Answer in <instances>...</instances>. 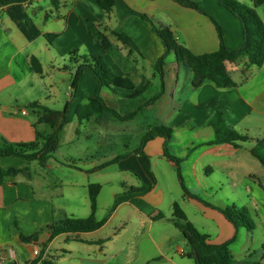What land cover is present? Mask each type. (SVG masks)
I'll use <instances>...</instances> for the list:
<instances>
[{"label":"crops","instance_id":"1","mask_svg":"<svg viewBox=\"0 0 264 264\" xmlns=\"http://www.w3.org/2000/svg\"><path fill=\"white\" fill-rule=\"evenodd\" d=\"M57 1V4H53L51 0H32L26 4H11L0 8L2 145L4 140L10 143L33 142L37 132L47 134L50 131L46 124L38 123L40 109L30 108L29 105L38 102L52 110L64 109L67 100L62 101V109L56 107L60 106L57 91L60 90L59 79L64 83L70 77L66 93L68 96L73 74L89 55L103 56L113 72L130 78L137 90L148 83L145 92L135 99L125 97L134 91L101 89L100 94L106 105L121 116L136 112L156 96L159 89L156 86L155 65L164 55L165 49L153 25L133 15L131 10L146 15L157 27H169L178 42L196 55L219 49L218 34L211 20L171 0H115V7L109 14L95 0ZM194 1L220 23L224 30L225 46L229 51L243 46L242 26L235 16L217 0ZM83 18L109 29L104 33L114 47L104 49L85 26ZM261 18L264 22V18ZM110 30L127 35L136 45L137 51L131 52L129 47L111 35ZM50 35L56 37L49 41L47 36ZM171 56L175 59L173 54ZM34 57L42 65V75L32 69L31 60ZM175 62H167L171 66L168 73L165 66L164 95L127 121H120L109 112L82 120L78 117L77 108L86 105L95 96L98 87L93 74L85 70L78 89L71 94L67 120L60 133V145L53 157L45 165L17 157L0 159L2 168L25 170L15 177L6 178L0 185V264H32L40 258L45 245L44 258L53 259L57 264H108L107 260L97 256V252L102 254L104 248L122 238L132 224V235L126 245L118 249L120 256L126 258V264H152L160 258L166 264H196L185 256L189 252L184 248L188 243L174 223L175 203L180 205L188 221L195 227L197 225L191 222L188 208L197 216L199 214L204 217L206 224L202 223L200 229L196 228L207 234L212 244L224 243L236 234L239 235L240 230L237 233L234 225L219 211L187 196L183 186L192 195L199 197L192 193L189 185L193 188L199 186L205 192L230 191L229 198V193L223 195L227 202L225 206L232 200H238L240 205L234 202V207L253 208L259 213V222L264 225V167L250 153L254 141L248 142L249 146L244 143L238 149L230 145H206L215 137L209 121L217 110L224 111L228 124L239 133L250 135L253 140L264 137V129L252 134L253 121H250L252 116L255 120L264 116V90H246L243 93L240 87L242 84L247 85L250 78L247 77L241 83L235 79V74L247 76L255 66H249L246 59L228 64L237 83L234 89L221 90L211 83L194 89L192 70L177 63L176 59ZM155 126L173 130V136L166 147L171 155L181 159V177L177 165L164 155L166 141L162 137L146 143L142 154L137 153L142 148V141L137 147L128 149L125 155L116 151L110 153L117 142L142 140ZM177 130H182L183 134L188 130L193 139L187 141L176 154L173 153L172 143ZM81 131L86 132L85 138L91 142L89 155L61 152L63 145L73 146L81 142ZM121 156L126 158L111 164V161ZM154 159L167 161V166L163 168L161 162L153 164ZM53 163L58 170L67 168L80 176L51 185L46 182L43 170L52 169ZM116 165L121 168L119 172L134 176L132 179L126 176L125 180H130V183L110 178L108 171ZM111 184L114 189V206L102 228L90 233H64L51 239L50 227L54 223L70 217L85 219L91 215V185L101 186L97 198L99 209L100 194L105 186ZM148 186L152 187L143 191ZM177 188L182 191L180 201L172 194ZM166 193L171 196V200L164 212L161 208L165 204ZM124 205L128 206V210L122 215L120 209ZM98 209L95 216L98 215ZM161 213L164 217L159 219ZM115 218L120 220L119 229H114L109 237H98L99 231L110 225ZM197 219L201 220L200 217ZM208 221H213L216 227ZM158 223H167L173 229L169 228L166 233L158 235L157 231L153 232L154 225ZM35 234L38 236L36 243H25L21 239V236ZM249 237L248 233L246 238ZM143 240L149 242L151 249L158 253L146 257V250L140 247ZM260 246L261 251L260 248L253 250L249 244L245 245L240 260L236 259L230 247L234 264H264L262 240ZM35 251L39 252L38 256Z\"/></svg>","mask_w":264,"mask_h":264},{"label":"trees","instance_id":"2","mask_svg":"<svg viewBox=\"0 0 264 264\" xmlns=\"http://www.w3.org/2000/svg\"><path fill=\"white\" fill-rule=\"evenodd\" d=\"M32 0H0V8L11 4H26ZM97 4L106 13H111L115 7V0H95ZM183 8L192 9L199 12L202 15L207 16L216 28L219 49L215 52L196 55L192 53L186 46L180 44L177 38L174 36L172 30L169 27L155 26L151 19L144 14L137 13L131 10L133 15L140 16L153 25L155 33L161 39L165 52L164 55L158 60L155 65V72L161 78V87L159 92L146 104H144L139 110L131 113L127 116H121L115 109L106 105L104 99L101 97V89L109 88L112 90L123 89L126 91H134L131 94L125 95V97L135 99L142 95L148 87V83L140 89L135 88L134 82L125 76L117 75L113 72L109 64L101 55H89L85 57V62L80 64L76 69L71 79V87L76 92L80 79L85 70H89L98 82V87L95 96L89 100L86 105L79 106L77 108V115L82 119H87L93 115L102 114L105 112L111 113L115 118L120 121H127L135 118L138 113L144 110L146 107L155 104L165 93V64L170 55H174L177 63H182L190 68L194 74L192 86L194 89H199L205 83H211L216 88L221 90L234 89L237 87V83L233 79L231 72L229 71L228 64L235 63L239 60L246 59L249 66H255L258 68L264 65V22L256 12L258 7L264 5V0H253V6H248L237 0H218L219 4L226 8L232 15H234L241 23L243 30V46L235 51H229L225 46L224 32L219 23L205 11H203L194 0H171ZM53 4H57V0H51ZM85 26L93 34V36L101 42L104 49L113 48L114 45L110 42L109 38L105 35V31H109L107 28H102L101 24L90 21L87 18L82 19ZM112 36L116 37L124 45L130 48L131 52L137 51L136 45L125 34H119L113 30H110ZM55 35L47 36L50 41L55 38ZM76 53L74 52L73 55ZM31 66L33 71L38 74H43V68L40 61L37 58H32ZM69 102L66 103L63 110H52L41 106L38 102L31 103L30 108H39L40 117L38 123L46 124L50 131L47 134H41L37 132L36 140L27 143H10L4 140L3 145L0 147V159L6 157H17L23 160L33 162L38 161L41 165H45L53 154L57 151L60 145V133L62 132L69 111ZM209 126L214 131V140L208 142L206 145H230L235 149H238L244 143L253 142L254 146L251 148V155L257 159L264 167V137L253 140L247 135H243L231 127L226 119L225 113L222 110H217L211 120ZM173 136V130L165 126H155L152 130L148 131L142 139V148L137 153L142 154L143 147L149 141L162 137L166 143L164 146L165 157L174 162L178 168V175L181 177L180 164L181 159L171 155L168 152L166 144L171 140ZM126 156H121L111 161L117 163ZM24 169L14 168H2L0 167V185H2L6 178L15 177L23 173ZM152 186H148V191ZM183 189L187 196L197 200L203 205L215 209L222 213L224 217L231 222L236 232L246 227L250 231L255 230V223L252 219L251 213L247 208H227L222 210L212 204L200 199L197 196L192 195L184 186ZM101 191L100 185H91L89 187V199L91 215L86 219L77 218H65L64 220L54 223L50 229L52 232L51 239H54L60 234H78V233H90L102 228L108 218L103 220L96 219V212L98 209L97 198ZM163 214H159L158 218L162 219ZM173 217L175 226L181 231L183 238L188 243L190 250L185 255L189 259L195 261L196 264H234V259L230 251L231 245L235 242L237 234L230 240L221 244H212L209 241V236L198 230L192 223H190L178 203L173 206ZM21 239L25 243H36L38 236H21ZM39 255L40 258L33 262L36 264H57L53 259L44 258V249ZM261 264V263H258Z\"/></svg>","mask_w":264,"mask_h":264},{"label":"rangeland","instance_id":"3","mask_svg":"<svg viewBox=\"0 0 264 264\" xmlns=\"http://www.w3.org/2000/svg\"><path fill=\"white\" fill-rule=\"evenodd\" d=\"M237 1L244 3L248 6H253V0H237ZM199 7L201 8L200 5H199ZM256 12L258 13L259 16L261 15L264 18V5H262L261 7H258L256 9ZM261 16H260V18H261ZM219 25H220V23H219ZM224 40H225V38H224ZM171 60H172V62H175V59L172 56L167 59V62L171 61ZM106 62H107V60H106ZM167 62L165 64V66L167 68L166 73H168L170 68H171V66L168 65ZM174 64H176V62ZM156 77H157L156 78V86L160 90L161 78L157 74H156ZM247 77L250 78L249 83H247V85L242 84L240 87V89L243 93H246V90H253V91L264 90V67L263 68L254 67L253 70L247 76H243L242 74H235V79L237 80L238 83L245 81V79ZM69 79H70V77H67V80L64 83L62 82V79H59L60 90H57V91L59 92L58 98L60 101L59 102L60 106H56L57 108L59 107L58 109H62L61 108V105H63L62 101L66 102V100H67L68 102H70V97H68L66 95V93L68 92V83H69L68 81H69ZM181 84H182V81H181ZM174 87H175V85H174ZM258 118H259V120H255L256 118L252 116V119L250 120V121H253L251 124L253 127L252 134L260 133L261 131L259 129H264V116H259ZM48 129H49V127H48ZM81 137H82L81 142L75 143L73 146L63 145L61 147L60 151L61 152H74V153L80 152V153L89 155V153L91 151L89 144H91V142H88L86 140V138H85L86 132L85 131H81ZM192 137H193V135H191V133H189L188 130L184 134H183L182 130H177L176 136H174V140L172 143L173 153L176 152V154H177L179 151H181L183 149V146L187 143V141L193 139ZM141 141L142 140L139 139V140H123V141L117 142L116 146H112L113 148H111L110 153H112L113 151H116V153L121 152V154L125 155V153H127L128 149L131 150V149L137 147V145H139ZM1 146H2V144H0V147ZM246 146H249V143L246 144ZM243 151L246 152L245 149H243ZM246 153H248V152H246ZM157 162L158 163L161 162V166L163 168H164V166H167V161H165V160H159V159L152 160L153 164H155ZM256 162L258 163V161H256ZM158 167H160V166H158ZM110 168L111 169L108 172L111 174L110 178L112 180H115V181L119 180L122 182L125 181L126 183H130V180H125L126 176H128L129 179L134 178V176H132V174H130V173L126 174L124 172H119L121 168L118 165L111 166ZM43 172H44V175L46 177V182L51 184V185H53V184H55L61 180H64V179H69V178H73L75 176H80L79 173H75L74 171L67 169V168H64L62 170H58L57 167L54 165V163L52 164V169L48 168V169L43 170ZM111 186H112V184L110 186H105L104 189L102 190L101 194H100L98 215L96 216L97 219L101 220V219L109 218V216L112 214V209L114 206V203H113L114 202V200H113V190L114 189ZM189 187H190V190L192 191L193 194L198 195L201 199H204V200L210 202L211 204H213L214 206H216L222 210H225L227 208H233L234 207L233 204H235V203L237 205H240V202L238 200H235V201L232 200V202L230 204H228V206H225V205H227V202H226L225 197H223V195L225 193H229V195L227 197V198H229L231 196L230 191L223 190V192H218V193H216L215 191L214 192L213 191L205 192L204 190H201L199 188V186H196V188H193V186L189 185ZM172 194H173V197H176V199H178L177 201H180L179 197H181V195H182V191L180 189L177 188V191H176V189H174ZM170 200H171V196L168 193H166L165 204L161 208L162 211H164V212L167 211V207L169 205ZM54 201L56 202L57 200H54ZM61 203L63 204L64 201H62ZM57 205H58V202H57ZM67 207H70V206H67ZM235 207L238 208L237 206H235ZM248 209H249L251 216H252V219L255 223V230L250 231L246 227H242L240 229L239 235L237 234V238H236L235 242L231 245V251L236 256V259H238V260H240L242 257L241 256L242 248L245 245L249 244L250 247L253 248V250L260 248V251L262 249V247L260 246V240H262V243L264 245V230H263L264 225L262 226L261 223L259 222V217H258L259 213H256L253 208H251V209L248 208ZM127 210H128L127 205L122 206L120 209V214L124 215ZM187 211H188L191 222L196 224L197 228L202 227V223H205V221H206L204 219V217H202V215H199V214L197 216V214H195L191 208H188ZM198 217H200L201 220H198L197 219ZM212 222L213 221H208V223H210V224H213ZM133 226H134V224L130 225L128 232L125 233V235L122 238H120L118 241H116L115 243H112L110 245H107L104 248L102 254H100V252H97V256L100 259L107 260L108 264H126V258L120 256L118 249L126 245L127 239L132 235ZM156 226H158V227H156ZM212 226L216 227L214 224ZM119 227H120V220L115 218L114 221H112V223L110 225L106 226L101 231H99L98 237H109L114 232V229H119ZM169 228L173 229L172 225H168L167 223H158V225L157 224L154 225L153 232L157 231L158 235H161V234L166 233L169 230ZM247 232L250 235L249 238H246V236L248 234ZM182 237H183V235H182ZM140 247H142V249L144 251L146 250L145 254H144V255H146V257H152L158 253L156 250L151 249L152 246L147 241L143 240L140 244ZM184 248L186 250H190V247L188 244ZM143 257H145V256H143ZM156 257H161V256H156ZM141 259L143 260L144 258H141ZM152 264H166V261L162 260L160 258L159 261H155Z\"/></svg>","mask_w":264,"mask_h":264},{"label":"built area","instance_id":"4","mask_svg":"<svg viewBox=\"0 0 264 264\" xmlns=\"http://www.w3.org/2000/svg\"><path fill=\"white\" fill-rule=\"evenodd\" d=\"M73 92H74V90L72 89V87H70L68 97H71V94H72ZM34 253H35L36 256L39 255V252H38V251H35Z\"/></svg>","mask_w":264,"mask_h":264}]
</instances>
